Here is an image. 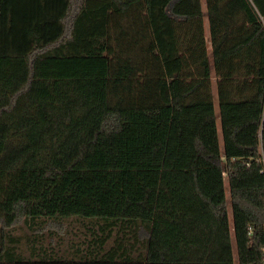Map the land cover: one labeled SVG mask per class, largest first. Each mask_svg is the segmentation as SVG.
Masks as SVG:
<instances>
[{"label": "trees", "instance_id": "obj_1", "mask_svg": "<svg viewBox=\"0 0 264 264\" xmlns=\"http://www.w3.org/2000/svg\"><path fill=\"white\" fill-rule=\"evenodd\" d=\"M263 161L264 0H0V264H264Z\"/></svg>", "mask_w": 264, "mask_h": 264}, {"label": "rangeland", "instance_id": "obj_2", "mask_svg": "<svg viewBox=\"0 0 264 264\" xmlns=\"http://www.w3.org/2000/svg\"><path fill=\"white\" fill-rule=\"evenodd\" d=\"M202 9H203L204 13H206V0H202ZM206 40H207V46H208V49L210 52L211 44H210V35H209L207 20H206ZM213 81H214L213 92H214V97H215V112H216V115L218 116L219 115V107H218V102H217V98H216V83H215L216 81H215V78L213 79ZM218 131H219L220 142L222 145V130H221L220 120H218ZM226 196H227L228 212H229L230 219H231V201H230L228 184H226ZM231 226H232V219H231ZM76 228H77V224L74 221L64 223L62 226H58L56 228H52V229H56L55 231H52V232H55V235L52 238H50L49 241L54 242L55 244L60 243L58 248L62 252H65L66 249L72 250L75 247V244L81 245L82 242L85 241V232H86L85 229L83 228V229H81V230H83V232H79L78 230H76ZM49 232H51V231L49 230L47 232V236H48ZM29 233H30L29 228L26 227L25 223H21L18 227V233L17 234H21V237L23 236V239L26 240V237L29 236ZM50 236H51V234H50ZM72 244H74L73 247H71ZM24 248H26L25 242H24ZM234 251H235V264H238L237 252H236L235 248H234Z\"/></svg>", "mask_w": 264, "mask_h": 264}, {"label": "built area", "instance_id": "obj_3", "mask_svg": "<svg viewBox=\"0 0 264 264\" xmlns=\"http://www.w3.org/2000/svg\"><path fill=\"white\" fill-rule=\"evenodd\" d=\"M263 163H264V161H263ZM263 165H264V164H263ZM262 173L264 174V167H263Z\"/></svg>", "mask_w": 264, "mask_h": 264}, {"label": "crops", "instance_id": "obj_4", "mask_svg": "<svg viewBox=\"0 0 264 264\" xmlns=\"http://www.w3.org/2000/svg\"><path fill=\"white\" fill-rule=\"evenodd\" d=\"M60 244V243H59Z\"/></svg>", "mask_w": 264, "mask_h": 264}]
</instances>
